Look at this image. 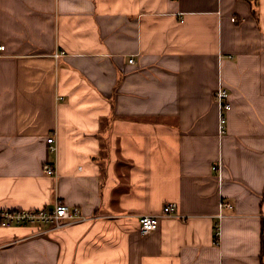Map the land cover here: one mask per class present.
Listing matches in <instances>:
<instances>
[{"label":"crops","instance_id":"1","mask_svg":"<svg viewBox=\"0 0 264 264\" xmlns=\"http://www.w3.org/2000/svg\"><path fill=\"white\" fill-rule=\"evenodd\" d=\"M0 41V209L84 217L0 264H264V0H0Z\"/></svg>","mask_w":264,"mask_h":264},{"label":"built area","instance_id":"2","mask_svg":"<svg viewBox=\"0 0 264 264\" xmlns=\"http://www.w3.org/2000/svg\"><path fill=\"white\" fill-rule=\"evenodd\" d=\"M4 50V44L0 41V55ZM130 62H134L131 58ZM215 99L219 106V132L224 134L227 130L228 111L231 107L230 92L227 88L219 87L215 92ZM55 136L48 137L49 148L51 151L56 149ZM220 166L215 165L214 169ZM47 174L56 173L55 166L46 162L43 166ZM231 206V203H226ZM177 211L176 202H167L163 205L159 213H147L139 216L140 230L143 234H147L158 228L160 219L167 216H174ZM84 217L78 206H71L64 201L59 200L53 208H13L0 209V225L13 226L22 224H33L36 226L44 225V231H52L65 227L73 222L82 220ZM218 234V232H217Z\"/></svg>","mask_w":264,"mask_h":264},{"label":"rangeland","instance_id":"3","mask_svg":"<svg viewBox=\"0 0 264 264\" xmlns=\"http://www.w3.org/2000/svg\"><path fill=\"white\" fill-rule=\"evenodd\" d=\"M73 207V206H72ZM73 223H75V222H73ZM72 224V223H71ZM22 225H28V224H22ZM29 225H32V226H36V225H33V224H29ZM70 225V224H69ZM2 226V225H1ZM13 226H19V225H13ZM4 227V226H3ZM40 228H45V226L44 225H42V226H39ZM61 228H63V227H61ZM57 230V229H56ZM38 232V231H37ZM50 232V231H49ZM39 233V232H38Z\"/></svg>","mask_w":264,"mask_h":264},{"label":"bare ground","instance_id":"4","mask_svg":"<svg viewBox=\"0 0 264 264\" xmlns=\"http://www.w3.org/2000/svg\"><path fill=\"white\" fill-rule=\"evenodd\" d=\"M228 208H231V207H228Z\"/></svg>","mask_w":264,"mask_h":264}]
</instances>
